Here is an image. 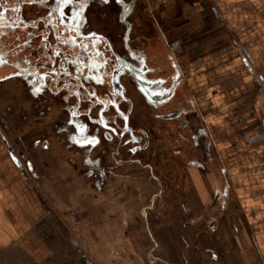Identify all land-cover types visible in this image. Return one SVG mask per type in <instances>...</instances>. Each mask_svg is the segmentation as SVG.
I'll use <instances>...</instances> for the list:
<instances>
[{
	"label": "flooded vegetation",
	"instance_id": "flooded-vegetation-1",
	"mask_svg": "<svg viewBox=\"0 0 264 264\" xmlns=\"http://www.w3.org/2000/svg\"><path fill=\"white\" fill-rule=\"evenodd\" d=\"M169 1L0 0V151L39 204L44 240L81 264H231L235 158L220 160L207 118L243 116L246 143H264L258 83L246 57L233 66L234 41L163 18ZM211 168L221 180L203 205L193 180Z\"/></svg>",
	"mask_w": 264,
	"mask_h": 264
},
{
	"label": "crops",
	"instance_id": "crops-1",
	"mask_svg": "<svg viewBox=\"0 0 264 264\" xmlns=\"http://www.w3.org/2000/svg\"><path fill=\"white\" fill-rule=\"evenodd\" d=\"M183 2L169 1L163 18L182 19L191 25L194 32L211 30L220 34L223 43L228 45L231 40L234 41L240 60H235L233 66H241V56L246 57L251 76L258 83L253 102L254 129L260 125L264 127V0ZM251 79L244 77L241 86L250 85ZM208 106L225 112L228 103L225 97L214 95V89H210ZM241 117L243 120L244 117ZM242 120L233 127L226 118L212 114L207 118L211 126L220 127L222 131L218 140L217 136L214 137L213 144L220 160L225 164L226 160L235 158L224 167L236 187L235 194L240 204L238 215L232 217L233 228L238 232L224 246L222 256L225 262L231 264H252L253 260L254 264H264V143L256 141L255 132L248 133L247 136L252 138H248L246 143ZM220 180L219 172L214 168L203 182L193 180L197 195L195 201L208 205L210 193L216 190ZM260 182L261 188L258 185ZM41 213L39 204L21 179L16 178L0 151V264H48L49 251L55 245L52 246L50 240H44L45 235H53L39 228ZM220 230L224 231L222 227ZM218 245L214 243L211 247L216 249Z\"/></svg>",
	"mask_w": 264,
	"mask_h": 264
},
{
	"label": "rangeland",
	"instance_id": "rangeland-1",
	"mask_svg": "<svg viewBox=\"0 0 264 264\" xmlns=\"http://www.w3.org/2000/svg\"><path fill=\"white\" fill-rule=\"evenodd\" d=\"M258 185L261 188L262 183L260 182L258 183ZM96 241L99 245L103 243L102 238L100 239L98 238ZM51 245L53 246V244ZM103 254L104 252L101 249L97 254V258H103L105 256ZM112 262L116 264L115 261ZM48 264H81V263H79V260L76 258L74 252L71 251L68 245L64 242L63 246L55 245L53 246V250L49 251Z\"/></svg>",
	"mask_w": 264,
	"mask_h": 264
},
{
	"label": "snow or ice",
	"instance_id": "snow-or-ice-1",
	"mask_svg": "<svg viewBox=\"0 0 264 264\" xmlns=\"http://www.w3.org/2000/svg\"><path fill=\"white\" fill-rule=\"evenodd\" d=\"M118 2H119V0H118ZM64 3L66 4V5H68V4H71L72 3V0H64ZM117 111H118V109H117ZM108 125L106 124L105 125V127H107ZM96 141H95V139L93 138V141L91 142V143H95ZM84 143H89V141H87V139H85V141H84Z\"/></svg>",
	"mask_w": 264,
	"mask_h": 264
}]
</instances>
